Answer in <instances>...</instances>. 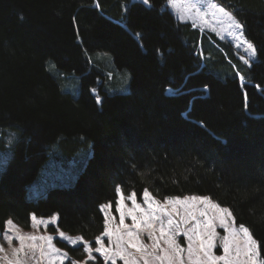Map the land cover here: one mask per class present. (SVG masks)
<instances>
[{
  "label": "trees",
  "instance_id": "16d2710c",
  "mask_svg": "<svg viewBox=\"0 0 264 264\" xmlns=\"http://www.w3.org/2000/svg\"><path fill=\"white\" fill-rule=\"evenodd\" d=\"M217 1L256 46L250 65L230 41L178 17L168 0H0V130L16 133L0 169L4 254L6 221L28 228L31 214L57 213L63 230L94 239L104 227L99 205L115 204L116 186L208 195L264 242V0ZM96 53L109 54L116 72L130 71L129 92L110 91L118 84L109 67L93 64ZM49 60L81 76L77 97L63 91ZM51 157L83 168L73 185H54L59 175L33 200L29 190Z\"/></svg>",
  "mask_w": 264,
  "mask_h": 264
},
{
  "label": "snow or ice",
  "instance_id": "6c2138e0",
  "mask_svg": "<svg viewBox=\"0 0 264 264\" xmlns=\"http://www.w3.org/2000/svg\"><path fill=\"white\" fill-rule=\"evenodd\" d=\"M143 2L148 4V0H143ZM174 3L175 0H168V4ZM212 7L229 17L235 28L239 30L238 38L244 37L245 25L237 20L232 12L217 4H213ZM242 43L247 45V51L253 56L256 55L257 49L252 42L245 38ZM245 63L250 65L251 60H246ZM240 79L243 80V77ZM202 90L206 92L207 87L205 86ZM89 91L94 95L96 102L101 103L97 89L91 88ZM243 96L244 106L247 108L248 94L246 91L243 92ZM131 158L135 159L134 156ZM128 166L134 173L136 172L135 164L129 163ZM114 195V205L112 202L99 205L104 222L101 235L88 241L83 237L73 239L63 232L58 233L57 238L62 242L83 248L85 256L81 260H73L68 253L56 249L51 243L54 239L52 236L25 237L18 232L15 235H9L8 231H4L3 239L9 245L14 239L20 242V247L13 249L14 254L24 251L26 239L45 240L59 264H63L65 260L68 264H116L117 259L123 260L124 264H141V262L142 264H264V258H261V248L264 247V242L257 240L248 227L237 224V218L231 207L222 206L208 195L186 196L183 199L180 196H170L162 203L147 188H144L141 196L147 203V208L138 202L137 192L134 190L126 195L121 186H116ZM189 202L193 205L201 203L204 208L192 211L186 209L185 214L181 215L176 205H187ZM169 204L172 205L170 211ZM113 207L119 214V224L109 227V224L115 220V216L109 214V210ZM209 209L212 210L211 213ZM126 217L131 219V224H125ZM57 219L53 217L47 223L55 224ZM32 220H36L35 215L32 216ZM190 220L195 221L192 227L182 229L181 225H187ZM6 225L12 226L13 229L17 227L11 219L6 221ZM217 227L224 229L227 234L221 236L216 231ZM181 235L188 241L186 248L177 240V237ZM145 237L151 241V244L145 242ZM105 239L108 240L110 246L105 244ZM218 246L222 248L223 255L214 253L213 250ZM27 247L35 249L36 246L33 244ZM4 251V246L0 244V253ZM41 255H45L42 249ZM9 264H23V262L17 259L9 261Z\"/></svg>",
  "mask_w": 264,
  "mask_h": 264
},
{
  "label": "rangeland",
  "instance_id": "374dc122",
  "mask_svg": "<svg viewBox=\"0 0 264 264\" xmlns=\"http://www.w3.org/2000/svg\"><path fill=\"white\" fill-rule=\"evenodd\" d=\"M217 4L220 6L225 7L223 4L218 2L217 0H175L174 4H169L171 7V11H173L178 17L185 21L191 22L194 26L198 27L201 29L203 32H214L217 34L221 39L223 40H228L231 42V44L235 47L236 51L241 53L243 57H246L247 59L251 60H256V55L253 56L251 52L247 51V45L242 43L243 39L248 38L245 36L243 38H238L239 37V30L235 28L233 25L232 21L229 19L228 16L224 15L223 13H220L217 8H213L212 5ZM226 8V7H225ZM228 10V9H227ZM229 11V10H228ZM234 16V15H233ZM237 19V18H236ZM238 20V19H237ZM231 25V26H230ZM249 41V40H248ZM251 42V41H250ZM109 55V54H108ZM106 55V53H96L90 55V58L93 62L94 65H98V62L102 63L103 65H106L109 67V77H112L113 80L116 81L118 84V88H114L110 90L111 92H121V93H127L130 90V71L128 69L124 70H119L116 72L114 69H111L110 67H113L112 60ZM111 57V56H110ZM229 60V59H228ZM54 66V68L57 69L59 72V76L56 74L55 70L52 69L53 73L50 70V67ZM47 67L49 71L54 74V76H58L59 80L61 81L60 78H62L63 84H62V89L63 91L71 93L74 97H77L80 93V82H81V76L78 74H66L59 70L53 60H49L47 62ZM123 72L121 74L120 72ZM239 78L243 77V80L240 79L241 84H244L247 80L245 79L244 75L242 73H239ZM260 88V87H258ZM170 90V89H169ZM14 136H16V133L10 129L7 130H0V140H4L6 146L5 148L0 147V169L2 170L6 168V165L8 162L5 163V166H3V163L5 160L8 158L9 153L12 154V150L9 152V145L13 144L14 142ZM59 154V153H57ZM68 166L60 165V159H54L51 157V159L46 163L44 168L41 170L39 181L35 182L32 184V188L29 190V197L33 200L39 199L42 196H45L48 192V190L51 188L49 185H46L48 181L53 180L54 178L59 177L53 182L54 185H59V186H71L75 183L76 178L80 171L82 170L83 167H80L79 162L76 161L75 159L70 158L67 160ZM149 190V189H148ZM149 192L152 193L153 196L156 197V199L160 202H165L167 197L170 196H158L155 193H153L151 190ZM142 193V192H141ZM127 195V194H126ZM186 196H202V195H196V194H185L180 196L182 199L183 197ZM138 202L143 205V207L147 208V203L142 199L141 194L138 195ZM175 197V196H171ZM213 200V199H212ZM215 201V200H213ZM108 203V202H106ZM114 205V204H113ZM129 203V207H130ZM223 206V205H222ZM178 211L181 213V215L185 214V210L187 211H192L193 209H201L204 208V205L201 203H196L192 204L189 202V204H177L176 205ZM226 207V206H225ZM169 211L172 208V205H168ZM209 212L211 213L212 210L209 209ZM109 214L112 216H115V220L112 221L109 224V227H113L114 225L119 224V214L115 212L114 207L109 210ZM159 214V213H158ZM34 214H31L30 217V226L28 228L18 224L17 222H14V225L17 227L15 229L12 228V226H7L5 225V230L8 231L9 235H15L17 232L20 235H24L25 237L34 235L36 237H48L52 236L54 239L52 240V245L56 249H60L63 252L68 253V256L71 257L73 260H81L84 258L85 253L83 252V248L79 246H73L72 244L68 242H64L70 246L77 247L76 254L77 255H82L80 258H76L73 255L69 253L65 248L61 247L57 241L59 240L58 233L63 232L65 233L68 237H71L73 239L78 238V237H83L80 234L72 235L69 234L67 231L63 230L61 227L58 225V219L56 220L55 224L47 223L48 221H51L53 217L58 218V214L55 213L51 216H36V220H32V216ZM175 215V214H174ZM176 219H179V217H175ZM199 218V217H198ZM202 219V218H201ZM44 223H41V222ZM132 221L130 218L126 217L125 218V224H131ZM195 223V221H189L187 225H181L182 229H187L191 228L192 225ZM237 224H239L237 222ZM216 231L220 233L221 236L226 235L227 233L225 232L224 229L217 227ZM4 233V232H3ZM101 235V234H100ZM99 236V235H98ZM84 238V237H83ZM85 239V238H84ZM88 241H92L93 239H85ZM178 242L183 246L187 247V239L185 237L178 236L177 237ZM2 241L4 244H7L6 251L8 253H0V264H9V261H15L17 260L14 254H10L11 252L9 249L12 247H20V242L16 239L13 240L12 244L9 245L4 239L2 235ZM62 242V241H61ZM145 242L148 244H151V241L148 240L145 237ZM26 247L23 252H20V257L23 262V264H59V261L55 259V256L53 254L52 249L48 246L47 241L45 240H39L37 239L36 241H31L27 240L25 241ZM35 245V249H32L30 247H27V245ZM105 244L108 245V240L105 239ZM95 247V245H93ZM110 246V245H108ZM10 247V248H9ZM41 249L45 253V255H41ZM216 255H223V250L219 246L213 250ZM84 253V254H83ZM8 254H10V257ZM185 256H187V253H185ZM99 259V258H98ZM67 260L63 262L65 264ZM116 264H124L123 260L117 259ZM142 264V262H141Z\"/></svg>",
  "mask_w": 264,
  "mask_h": 264
}]
</instances>
